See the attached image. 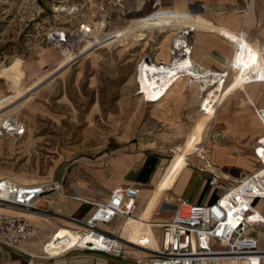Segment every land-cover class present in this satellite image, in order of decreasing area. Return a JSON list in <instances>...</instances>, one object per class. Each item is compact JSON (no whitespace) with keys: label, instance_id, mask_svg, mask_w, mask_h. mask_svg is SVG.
Masks as SVG:
<instances>
[{"label":"rangeland","instance_id":"obj_1","mask_svg":"<svg viewBox=\"0 0 264 264\" xmlns=\"http://www.w3.org/2000/svg\"><path fill=\"white\" fill-rule=\"evenodd\" d=\"M203 6L207 23L235 31L234 40L241 43L236 57L240 67L256 66L259 72L252 75L262 77L261 84L246 88L257 92L254 102L236 89L213 120L202 109L209 98L208 83L200 87L196 79H184L162 101H155L148 98L141 79L147 63L141 62L143 57L172 63L177 57L174 46L188 29L193 47L194 40L200 41L205 32L196 27ZM158 8L173 11L163 14ZM179 9H186L187 15H180ZM66 29L88 30L77 54H63L51 44L53 35ZM218 37L222 46L234 50L231 41ZM80 53L83 56L71 63ZM229 67L226 84L232 83ZM237 70L243 74L238 64ZM252 103L264 106V0H0L1 177L22 184L48 182L64 167L67 178L84 188L82 195L103 202L113 175L107 171L108 160L120 142L136 140L163 147L171 159L173 148L196 154L187 147L203 143L215 170L205 174L229 186L250 171L248 164L257 163ZM227 119L245 123L247 131L227 132ZM6 123L16 129L24 124L25 133L4 129ZM202 162L194 156L188 166L197 169ZM169 193L162 200L174 202ZM208 195L206 189L203 199ZM149 246L137 248L141 258L152 253L146 250Z\"/></svg>","mask_w":264,"mask_h":264},{"label":"built area","instance_id":"obj_2","mask_svg":"<svg viewBox=\"0 0 264 264\" xmlns=\"http://www.w3.org/2000/svg\"><path fill=\"white\" fill-rule=\"evenodd\" d=\"M156 11L165 14L173 9L158 8ZM87 31L61 30L53 35L50 41L63 54H77L81 51H78V46L84 36H87ZM182 37L185 39L184 44L176 43L173 49L176 58L192 55L190 30H185ZM81 56L83 55L80 53L71 63ZM142 61L152 60L143 57ZM157 63L160 66L165 64L164 61ZM252 106L264 128V107L255 103H252ZM14 130L19 132L18 135L24 134V124L17 125ZM254 154L259 164L257 169L244 174L237 182L224 186L219 183L217 177L211 179L216 187L223 190L216 200L195 204L179 198L172 204L174 214L169 220L153 223V226L162 229V239L159 248L151 250L156 257L146 264H263L264 248L260 246L255 231L258 226H264V215L255 203L256 200L264 199V132L254 142ZM201 159L203 162L198 169L215 174L212 168L214 165L208 155L204 153ZM61 187L62 183L22 184L1 178L0 207L12 208L18 213L0 210V244L21 249L35 236L36 225L26 214L49 217L61 215L40 204L51 194L60 193ZM141 191L142 186L139 184L114 188L109 199L99 203L89 219L82 221L69 218L79 224L81 232L73 243L59 242L56 239L57 233L50 234L43 244L41 255L56 257L79 248L117 257L124 249V238L102 230L100 224L111 223L116 216H123L125 219L134 216ZM54 246L55 252L50 250Z\"/></svg>","mask_w":264,"mask_h":264},{"label":"crops","instance_id":"obj_3","mask_svg":"<svg viewBox=\"0 0 264 264\" xmlns=\"http://www.w3.org/2000/svg\"><path fill=\"white\" fill-rule=\"evenodd\" d=\"M178 11L180 15L185 16L186 9H179ZM201 11L198 12V17L200 18L196 31L204 30L205 33L200 35L198 38L200 41L198 43L194 40L192 64L198 70L223 72L229 67L230 60L234 59L238 67L243 69L241 78L244 84L240 83L241 80L239 81L236 77L231 78V84H226V80L222 96L217 106L218 112L219 106L233 91L236 89L246 91L247 89L245 88L249 84H261L258 81H261L262 77L252 75L259 72L256 66L240 67L236 57L241 43L237 45L238 38L236 41L234 40L235 31L224 25H218L213 22L207 23L209 19L203 16L206 7L204 9L203 6ZM195 36L196 34H194ZM218 36H223L229 42L231 41L234 45V50L233 47L222 46L220 44L221 41L217 40L219 39ZM246 92L248 93V96L245 94L246 98L254 102V97L257 92ZM262 105L259 104V106L264 107ZM251 125L255 136L258 137L263 134L264 128L256 114H252ZM224 127L230 133H244L247 131L245 123H235L234 120L230 119H227ZM162 148L161 146L159 148L148 146V144H143L136 140L127 141L125 144L120 142V145H116L112 153V158L107 162L108 173H113L105 185L104 192L106 193L107 200L109 199L110 192L118 186L130 184H139L142 186V191L137 201L135 213L137 219L135 221H132L127 227H123L125 218L123 216H116L111 223L100 224L102 230L124 238L126 248L123 257H115L102 252L79 248L72 249L56 257H45L41 255L43 253V244L50 234H55L61 230L65 232H80L79 224L69 218L82 221L87 220L95 212L98 204L101 203L92 196H86L87 194L82 195L84 188L76 184L74 180H69L66 175L67 169L60 167L55 171L51 180L41 183H62L61 192L51 194L44 198L40 204L56 211L63 217L26 214L36 225L35 236L24 244L21 249L0 244V264H145L135 260L139 257L137 248L140 245L143 248H146V245H151L152 248L146 249L147 251L159 248L162 239V229L156 228L159 226H153L152 221L153 219H158L164 222L169 220L174 214L173 207L171 206L169 208V205H165V202L174 204L179 198H184L195 204H202L200 202L203 200L205 202L204 204H206L213 202L223 193L220 191L221 189L211 182L209 176L205 174L208 172H201L198 168L188 166L192 157L197 156L202 158L201 155L198 153L195 154L190 150L173 148L175 155L171 159L169 158V152L162 150ZM220 153L221 148L215 151L217 158L221 157ZM256 162L248 164L249 172L257 169V158ZM61 168L64 169L59 174ZM83 177L85 178V176ZM225 177L228 178V175H225ZM1 178L7 177L0 176ZM206 189H209V195L203 199L202 196ZM167 192H170L169 194L175 198L173 199L174 202L168 199L162 200V196ZM255 205L264 215V199L256 200ZM0 210L14 214L18 213V211L12 208L0 207ZM255 233L258 235L260 246L264 248V226H258ZM150 254L146 253L147 256Z\"/></svg>","mask_w":264,"mask_h":264},{"label":"bare ground","instance_id":"obj_4","mask_svg":"<svg viewBox=\"0 0 264 264\" xmlns=\"http://www.w3.org/2000/svg\"><path fill=\"white\" fill-rule=\"evenodd\" d=\"M193 30V28H191ZM179 45H183L185 42L184 38H181L177 40ZM192 55H184L178 58H175L172 63L169 64H163L160 66L156 61H147V63L144 65L143 70L141 71V79L143 87L146 89V93L148 98L155 100V101H162L164 97L176 86L179 82L183 81L184 79H196V83L201 87L204 83H208L207 87H205V91H209L208 96L209 98L204 100V103L202 104L204 111L207 112L212 116L213 118H216V98H221L223 90H224V84L226 83V80L228 76H230V72H212V71H204V70H198L193 64H192ZM230 69L232 70L231 78L236 77L241 80L240 83L244 84L242 81L241 76L238 74L237 70V64L235 60H230ZM217 76V77H215ZM230 78V79H231ZM219 82H221L219 85H217ZM245 86V85H244ZM246 89V88H245ZM245 91V90H244ZM247 91V90H246ZM245 91V92H246ZM247 93V92H246ZM219 104V103H218ZM9 123V122H8ZM6 123V124H8ZM9 130L16 129L14 124H8L5 125L3 128ZM8 130V131H9ZM6 131V130H5ZM14 133V132H13ZM25 133V132H23ZM15 134H19L17 131ZM194 146L187 147L189 149H193L198 152L201 157L204 156L205 152V146ZM213 168V167H212ZM30 184V183H29ZM168 204L172 206V203L165 202V205ZM169 207V206H168ZM173 207V206H172ZM137 219V216H130L129 218L125 219L123 223V227H127L132 221H135ZM81 234V232H73V231H67L61 230L57 232L56 239L57 241L65 242L66 244L73 243ZM54 235V234H53ZM50 241V240H49ZM125 243L124 242V249L118 255V257L124 256L125 251ZM53 243L51 242V246ZM51 251H56V246L54 248H50ZM116 256V255H115ZM155 254L151 253L148 255V258H141L140 256L136 258L135 260L139 263H147L150 260H153L155 258Z\"/></svg>","mask_w":264,"mask_h":264}]
</instances>
